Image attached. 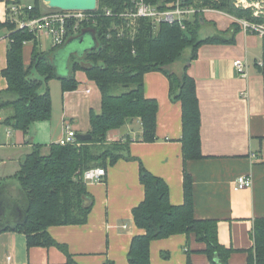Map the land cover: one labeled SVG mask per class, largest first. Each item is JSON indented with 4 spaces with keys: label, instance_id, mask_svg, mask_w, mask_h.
Instances as JSON below:
<instances>
[{
    "label": "crops",
    "instance_id": "1",
    "mask_svg": "<svg viewBox=\"0 0 264 264\" xmlns=\"http://www.w3.org/2000/svg\"><path fill=\"white\" fill-rule=\"evenodd\" d=\"M14 1L0 0V91L7 89L2 76L10 41L5 23L7 8ZM248 1L241 2L246 8H256L254 3L260 0ZM202 14L204 24L212 25L215 34H225L234 24L240 28L234 44L200 46L187 70L196 84L203 156L199 161L186 162L193 182V215L196 220H216L218 242L234 250L227 262L246 264L248 251L254 248V223L264 219V89L257 67L261 62L263 36L244 29L241 20L225 13L209 9ZM41 43L42 40L40 46ZM31 50V43H26L22 52L25 65L30 63ZM239 58L247 61V77L239 76L233 68V61ZM75 79L77 88L67 92H62L60 83V92L55 94L59 100L49 91L50 120L34 123L27 134L7 127L3 120L8 112L0 113V215L4 211L11 213V220L0 218V228L7 222L0 230V264L66 263L65 253L56 247L29 248L24 235L9 223L20 219L21 208L15 204L20 196L14 175L32 147L41 146V153L46 154L48 146L64 135V125L71 126L76 135L88 133L90 111L101 110V94L95 83L81 71L75 72ZM143 79L145 97L156 100L159 107L156 141H142L138 120L108 132V144L128 140L124 157L129 155L130 159H118L106 169L100 183L86 182L92 203L86 224L48 229L50 237L66 246L76 264H128L130 242L143 234L132 216L133 209L144 198L138 179L139 163L155 177L164 179L171 205L184 202L181 106L171 100L169 81L161 72L146 73ZM242 175L252 179L251 186L234 190L235 180ZM205 249L194 234H177L152 241L150 261L151 264H210Z\"/></svg>",
    "mask_w": 264,
    "mask_h": 264
},
{
    "label": "trees",
    "instance_id": "2",
    "mask_svg": "<svg viewBox=\"0 0 264 264\" xmlns=\"http://www.w3.org/2000/svg\"><path fill=\"white\" fill-rule=\"evenodd\" d=\"M144 1L165 10L168 4L176 0ZM135 2L97 0L94 24L83 23L76 32L92 29L97 40L96 47L85 51L84 64L73 61L68 77L57 75V68L51 58L65 42L48 51H41L34 33L19 30L8 21L5 23L10 41L6 51V67L2 71L7 89L0 91V112H8L3 120L7 127L27 134L34 123L50 120L52 98L48 83L54 78L60 81L62 92H67L78 86L75 72H84L101 94L100 112L90 111L89 114L90 130L87 134L92 137L90 140H77L79 146L52 143L46 154L41 153V146L34 145L22 160L19 171L14 175L20 196L15 204L25 213L26 221L17 226L15 231L24 235L29 248L56 247L65 253V264H76L66 246L51 238L48 229L86 224L92 203L82 175L89 169L103 168L106 171L120 158L130 159L129 155L124 157L128 140L108 144V132L138 120L141 123L142 141H156V115L159 107L156 100L145 97L143 76L157 71L169 81L171 100L181 106L184 202L179 206L171 205L164 179L155 177L139 163L138 179L144 198L133 209L132 216L135 226L143 234L132 238L127 262L151 264L149 246L152 241L177 234H194L197 242L204 243V252L210 264H229L227 261L234 250L218 242V222L196 220L193 215V182L186 170V162L199 161L203 156L196 84L187 70L196 59L200 46L234 44L240 27L234 24L225 34L200 39L198 32L206 23L202 13H196L181 24L167 23L154 28L148 19L138 18L130 22L121 17L125 12L135 9ZM234 2L180 0L182 5L194 9H211L249 24L264 25L263 15L254 16L252 9L237 8ZM32 10L30 17H38L54 9H47L42 0H34ZM72 34L75 33L70 31L67 37ZM26 43L32 45L28 65L24 64L22 53ZM261 47V65L257 67L263 77L264 89V37ZM186 48L191 49V54L180 75L169 71L168 67L182 58ZM252 232L254 248L248 251L246 264H264V219L255 221Z\"/></svg>",
    "mask_w": 264,
    "mask_h": 264
},
{
    "label": "built area",
    "instance_id": "3",
    "mask_svg": "<svg viewBox=\"0 0 264 264\" xmlns=\"http://www.w3.org/2000/svg\"><path fill=\"white\" fill-rule=\"evenodd\" d=\"M241 2L237 1L238 4ZM236 3V4H237ZM245 6V4H242ZM246 7V6H245ZM134 10L125 12L121 15L122 18L134 21L138 18H145L152 22L154 28H157L161 24H181L183 21L193 17L196 13H204L209 10L206 9H194L193 7L184 6L180 3V0H176L174 3L168 4L165 10H161L155 5H149L144 0H136L134 3ZM33 4L22 3L21 0H15L10 3L8 11V22L16 25L19 30H28L35 34L38 42L42 40V37L50 36L53 38V46L63 44L67 40V35L70 31L76 33L83 23L94 24L95 12H77L60 10H52L49 12H43L38 17H30V12L33 11ZM109 15V13H107ZM133 23V22H132ZM241 25L244 29H250L264 35V27L260 25H250L246 21L241 20ZM41 36V37H40ZM261 65V62L259 63ZM247 61L245 59H236L233 61V68L240 76L247 77ZM1 118V117H0ZM7 134H10V130H7ZM74 130L69 125H64V135L57 143L61 145L73 144L79 146ZM105 176V170L89 169L82 175V180L86 183H100ZM252 184V179L249 176L239 177L234 182V190H243L249 188Z\"/></svg>",
    "mask_w": 264,
    "mask_h": 264
},
{
    "label": "rangeland",
    "instance_id": "4",
    "mask_svg": "<svg viewBox=\"0 0 264 264\" xmlns=\"http://www.w3.org/2000/svg\"><path fill=\"white\" fill-rule=\"evenodd\" d=\"M238 0H235L234 5H236V7L238 8H243V9H252L253 11V15L254 16H259V15H263L264 16V0H260L258 3H254L255 7H251V8H246L243 7L242 3L243 2H239L241 4L237 3ZM242 1V0H240ZM250 2L248 0H245V2ZM258 1V0H256ZM23 2H28V4H33L34 0H23ZM237 3V4H236ZM24 4V3H23ZM244 4V3H243ZM156 6V5H155ZM97 9V8H96ZM191 19V18H189ZM255 24V23H252ZM250 24V25H252ZM257 25V24H255ZM262 27H264V25H260ZM94 29V28H93ZM199 38L203 39L205 37H208L210 35L215 34V31L212 27V25H207L204 24L201 26L199 32ZM41 37V36H40ZM264 37V35H263ZM96 37L95 34L93 32V30L89 29H85L83 30V32H81L79 35L72 34L70 36L67 37V41H65V44L62 45L61 47H59L55 53L53 54L52 58V62L55 64V67L57 68L56 73L58 76H66V74L68 73V70L71 72V68H72V63L73 61L78 62L80 65L84 64V54L86 49H90L92 47L96 46ZM53 46V38H51L50 36L48 37H42V43L40 46V42L38 44V48H42V50L47 51L49 50L51 47ZM191 54V49L190 48H186L185 51L183 52L182 58L175 62L172 66H169L168 69L169 71L180 75L181 71H182V67L186 64L185 62L188 60L189 56ZM49 88H50V92H52L55 96V94H59V85H60V81H58L57 78H54L52 80L49 81ZM57 100H59V95L55 96ZM58 105V102L56 104V106ZM2 113V112H0ZM1 127V126H0ZM20 198V197H19ZM18 198V200H19Z\"/></svg>",
    "mask_w": 264,
    "mask_h": 264
},
{
    "label": "water",
    "instance_id": "5",
    "mask_svg": "<svg viewBox=\"0 0 264 264\" xmlns=\"http://www.w3.org/2000/svg\"><path fill=\"white\" fill-rule=\"evenodd\" d=\"M42 2L44 4V6L49 10L54 9V10H60L63 12H67V11L95 12L97 10L96 9L97 8V0H42ZM83 30H85V29H82L81 32H83ZM81 32L75 33V36L79 35ZM95 47H92V48H95ZM86 50H88V49H86ZM85 51H83V52H85ZM69 74H70V71L68 70V73L66 74L65 77H68ZM75 138H77V140H79V141H85V140H90L92 137L86 133L84 135H76ZM0 218L11 220L10 211H4V213L0 215ZM10 220H8V223ZM25 221H26V215L23 212V210H20L19 221H16V222L10 221L9 224L14 225V227L16 228L17 226L22 225ZM4 223H5L4 225H7L6 221ZM4 225L1 226L0 230L5 227Z\"/></svg>",
    "mask_w": 264,
    "mask_h": 264
}]
</instances>
